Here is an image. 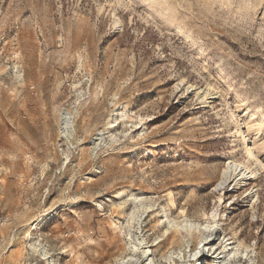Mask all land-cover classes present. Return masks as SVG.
Segmentation results:
<instances>
[{
    "label": "rangeland",
    "instance_id": "rangeland-1",
    "mask_svg": "<svg viewBox=\"0 0 264 264\" xmlns=\"http://www.w3.org/2000/svg\"><path fill=\"white\" fill-rule=\"evenodd\" d=\"M206 223L264 264V0H0V264H194Z\"/></svg>",
    "mask_w": 264,
    "mask_h": 264
},
{
    "label": "bare ground",
    "instance_id": "bare-ground-1",
    "mask_svg": "<svg viewBox=\"0 0 264 264\" xmlns=\"http://www.w3.org/2000/svg\"><path fill=\"white\" fill-rule=\"evenodd\" d=\"M62 123H63V127L66 130L71 129L72 130V117L69 115V113L65 112L62 116ZM250 147L246 148L247 152H250ZM253 176H252V169L249 166L248 160H245L244 162H235V161H229L227 162L226 167L223 169L222 173H221V178L220 181L218 182V184L216 186H222L224 185L226 182H234L235 184H240V183H244L246 180H252ZM233 185V186H234ZM214 224H204L203 225V229L206 231V235L204 237L203 240H199V243L197 245L196 248H194L192 251L188 252L189 253V257L193 258L194 264H204V257H205V252L206 249H211L213 248V243L211 242V236H212V230L214 229ZM139 236V235H138ZM136 236L135 239L137 241V245H139V248L141 249V255L142 257H144V259L146 260L145 264H155L152 256H151V251L148 249L147 246H145V241L144 239H142L141 237ZM133 243V242H131ZM135 244L131 245V249L133 250H137L138 247ZM213 253V252H212ZM237 254V252L233 249H230L229 252V256H235ZM171 253L168 255V259H170ZM178 255H180V250L178 251ZM181 256V255H180ZM215 262L217 264H225L224 263V258L223 257H219L218 255H215L214 257ZM250 260V259H249ZM126 261H122V264H125ZM173 264V262H172Z\"/></svg>",
    "mask_w": 264,
    "mask_h": 264
}]
</instances>
